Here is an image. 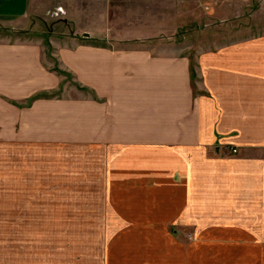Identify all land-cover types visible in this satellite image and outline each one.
Segmentation results:
<instances>
[{"label":"crops","instance_id":"crops-1","mask_svg":"<svg viewBox=\"0 0 264 264\" xmlns=\"http://www.w3.org/2000/svg\"><path fill=\"white\" fill-rule=\"evenodd\" d=\"M206 1L199 45L70 36L45 52L7 36L62 0H0V151L48 154L49 199L91 206L58 212L92 235L58 244L59 264H264V5ZM35 246L12 244L10 264L58 263Z\"/></svg>","mask_w":264,"mask_h":264},{"label":"rangeland","instance_id":"rangeland-1","mask_svg":"<svg viewBox=\"0 0 264 264\" xmlns=\"http://www.w3.org/2000/svg\"><path fill=\"white\" fill-rule=\"evenodd\" d=\"M62 3L66 9L62 4H54L40 16L42 5L45 7L42 3L36 14L34 13L39 16L30 17L27 23L16 28L15 33L20 36L7 37L11 41L18 39L41 41L46 46L45 52L48 45L53 46L55 39L70 36L80 41L94 43H105L107 39H112L111 43H114V40L128 39L129 43L132 41L142 45L150 44L158 39L162 43L179 42L180 45H186L188 41L196 43L199 40L197 42L199 45L202 36L186 35L188 32L202 35L206 28L204 18L208 16L207 7L212 4L206 0H62ZM261 4L264 5V0H258L257 8H260ZM59 8L62 11L57 14ZM245 18L247 17L242 20ZM146 36H158V38L141 39ZM7 37L0 36V39ZM136 37H140L138 38L140 40H134ZM66 81L70 79L67 78ZM34 155L35 153H28L27 150L0 151V198L3 199L0 200L3 228L2 235L0 234V255L8 264L12 255V244L22 248L23 245L32 241L39 246L34 248L37 249L35 250L36 260L42 261L44 252L46 256L57 258V264H59V259L63 255H59L56 248L58 244L62 241L76 243L80 245L81 251L84 241L89 242L92 237L91 233L82 232L81 228H77L72 223L70 228L69 224H66L67 226L63 224V227L58 225V212L73 215V211L78 210L79 204V206L87 204L91 207L90 202L67 200L63 201L62 205H58L60 202L50 200L49 193H57V191L49 190L51 185H48L50 182L47 175L51 170L35 165L38 161L48 164L50 156L43 154L40 158H35L34 162ZM93 172L96 175L95 169ZM101 188L102 185H88L84 190L98 193L101 192ZM11 194H14L17 200H11L9 196ZM98 203V201L91 202L92 207L93 205L98 207ZM15 209L18 210L19 216L17 234L16 227L12 228L10 224L11 212ZM31 210L34 214L26 216L27 211ZM65 219H67L66 216H60L62 223ZM31 220H33L31 229L35 231L29 233L27 222ZM74 229L81 232L77 231L76 234L72 232L75 231ZM49 246L54 250L49 249Z\"/></svg>","mask_w":264,"mask_h":264},{"label":"built area","instance_id":"built-area-1","mask_svg":"<svg viewBox=\"0 0 264 264\" xmlns=\"http://www.w3.org/2000/svg\"><path fill=\"white\" fill-rule=\"evenodd\" d=\"M61 11H62L61 8H59L58 11H57V14H58V13H61ZM232 151H233V152H236L235 149H233Z\"/></svg>","mask_w":264,"mask_h":264},{"label":"trees","instance_id":"trees-1","mask_svg":"<svg viewBox=\"0 0 264 264\" xmlns=\"http://www.w3.org/2000/svg\"><path fill=\"white\" fill-rule=\"evenodd\" d=\"M48 48H49V46H48ZM53 70H56L58 73H59V71L56 69V68H53ZM44 95V94H43Z\"/></svg>","mask_w":264,"mask_h":264}]
</instances>
